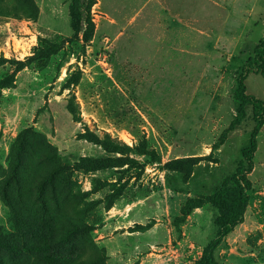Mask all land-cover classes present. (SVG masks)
I'll list each match as a JSON object with an SVG mask.
<instances>
[{"label": "rangeland", "instance_id": "374dc122", "mask_svg": "<svg viewBox=\"0 0 264 264\" xmlns=\"http://www.w3.org/2000/svg\"><path fill=\"white\" fill-rule=\"evenodd\" d=\"M28 2L0 0V79L10 85L0 98V264H44L43 253L77 264H195L216 235L217 211L206 204L177 218L186 199L209 194L238 169L254 125L250 108L219 149L211 147L238 108L235 76L253 47L231 61L213 51L170 59L152 45L141 50L136 21L126 25L133 6L121 0H102L118 14L113 24L100 21L90 40L72 32L68 0H33L35 19ZM244 86L264 102L260 74H248ZM23 129L42 135L71 167L46 185L43 210L37 173L50 163L34 135L23 196L15 185L5 198L2 190ZM256 144L252 167L243 161L239 172L249 202L214 252L219 264H264V123ZM100 157L113 166H76ZM72 225L81 232L64 240L59 230Z\"/></svg>", "mask_w": 264, "mask_h": 264}, {"label": "trees", "instance_id": "16d2710c", "mask_svg": "<svg viewBox=\"0 0 264 264\" xmlns=\"http://www.w3.org/2000/svg\"><path fill=\"white\" fill-rule=\"evenodd\" d=\"M28 1V5L31 6L32 19H35L38 9L33 0ZM95 4L96 0H68L67 13L70 28L74 34L81 33L83 40H90L94 35L95 23L91 17V9ZM250 73L260 74L264 78V36L253 47V56L244 62L239 73L235 76V88L233 89L232 98L238 102V108L211 147L212 152L219 149V146L225 141L227 134L241 125L247 116V108H250L254 125L251 130L249 144L241 152L242 159L239 161L238 169L234 174L225 175L222 181L209 194L186 199L181 207L180 216L177 218L179 222H183L193 209L200 208L206 204H209L217 211V215L213 219V224L217 227L216 235L202 247L199 257L195 260V264H219L214 256V252L222 242V238L241 220L249 202L247 190L250 188V183L245 175L240 177L239 172L243 161L247 162V169L252 167L253 154L257 148L256 136L264 123V102L247 94L245 91L244 81ZM9 86L8 78L4 77L0 79V98L1 90ZM33 135L40 144L45 145L42 135L32 134L29 129L20 131L14 145L12 164L2 183L4 198L10 196L8 187L11 185H15L18 198L21 199L23 196L21 173H28L24 157L29 144L28 138ZM45 146L46 149L39 156H41L42 160L45 161L47 159L49 161L50 168L43 169L37 173L40 179L36 185L39 194L34 197L41 208L44 206V190L46 185L52 188L55 177L58 174H66L71 168L64 162L56 159V153L51 151L47 145ZM151 156L152 158H156L154 153ZM189 160V158L182 159L183 162H188ZM76 166L91 171L113 166V161L103 157L97 159L86 158L80 160ZM81 230L80 226L72 225L71 228H67L66 230L60 229L59 231L64 232L62 238L65 240L81 232ZM29 250L31 249H27V251ZM41 259L44 264H77L71 256L61 254L43 253Z\"/></svg>", "mask_w": 264, "mask_h": 264}, {"label": "crops", "instance_id": "0c3cea01", "mask_svg": "<svg viewBox=\"0 0 264 264\" xmlns=\"http://www.w3.org/2000/svg\"><path fill=\"white\" fill-rule=\"evenodd\" d=\"M121 3L133 6L126 25L136 21L141 50L148 51L152 45V51L167 52L170 59L182 53L191 58L193 51H213L231 61L264 36V0H121ZM93 9L95 27L102 20L115 23L118 10L109 3L96 0ZM259 23L262 32L255 38L253 33ZM137 76L141 79L138 73Z\"/></svg>", "mask_w": 264, "mask_h": 264}]
</instances>
